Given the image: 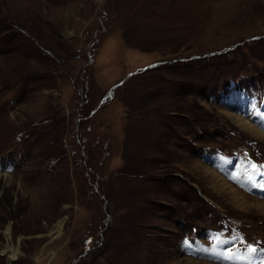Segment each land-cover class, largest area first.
<instances>
[{"label": "rangeland", "instance_id": "1", "mask_svg": "<svg viewBox=\"0 0 264 264\" xmlns=\"http://www.w3.org/2000/svg\"><path fill=\"white\" fill-rule=\"evenodd\" d=\"M241 119L264 0H0V264H264Z\"/></svg>", "mask_w": 264, "mask_h": 264}, {"label": "bare ground", "instance_id": "2", "mask_svg": "<svg viewBox=\"0 0 264 264\" xmlns=\"http://www.w3.org/2000/svg\"><path fill=\"white\" fill-rule=\"evenodd\" d=\"M240 125L242 126V128H244L245 130H247L248 132L252 133V134H256L259 137H264V131L259 129L258 127H256L249 119H241L240 121ZM225 182H224V186L225 189L227 190H233L232 186H230L229 182L224 178Z\"/></svg>", "mask_w": 264, "mask_h": 264}, {"label": "snow or ice", "instance_id": "3", "mask_svg": "<svg viewBox=\"0 0 264 264\" xmlns=\"http://www.w3.org/2000/svg\"><path fill=\"white\" fill-rule=\"evenodd\" d=\"M255 167H256V166H253L254 169H255ZM261 175H264V173H262ZM249 179H251V177H249ZM260 187H261L262 189H264V183H261V184H260ZM249 250H250L251 252H255V251H256L255 248H250Z\"/></svg>", "mask_w": 264, "mask_h": 264}]
</instances>
